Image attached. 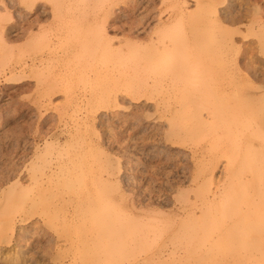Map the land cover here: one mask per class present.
I'll use <instances>...</instances> for the list:
<instances>
[{
	"label": "rangeland",
	"instance_id": "obj_1",
	"mask_svg": "<svg viewBox=\"0 0 264 264\" xmlns=\"http://www.w3.org/2000/svg\"><path fill=\"white\" fill-rule=\"evenodd\" d=\"M34 1L62 2L0 0V212L16 206L0 216V264H264V0H199L234 5L213 29L196 24L211 14L194 11L197 0H143L144 15L174 17L117 57L81 53L98 31L91 20L55 28L51 46L37 28L17 34ZM87 2L63 0L58 20L82 16ZM181 4L191 5L183 17ZM41 53L21 70L22 57ZM60 205L68 218L55 215Z\"/></svg>",
	"mask_w": 264,
	"mask_h": 264
},
{
	"label": "bare ground",
	"instance_id": "obj_2",
	"mask_svg": "<svg viewBox=\"0 0 264 264\" xmlns=\"http://www.w3.org/2000/svg\"><path fill=\"white\" fill-rule=\"evenodd\" d=\"M25 2L27 1H30V0H24ZM96 1H99V2H96ZM127 1V0H126ZM131 1V0H130ZM150 1V0H149ZM202 1V0H200ZM199 0L195 1L194 3V11H198L199 9H201V6L204 5L210 12L211 14H207V16L205 17H202L198 20V22L196 23L199 27H204L205 29H213L212 28V21L214 20V18L216 19L217 15H215L216 13H219L221 10H227V11H233V3L230 1V3L225 6V7H219L217 4L215 5H208V4H204L202 2H200ZM189 2V1H188ZM204 2V0H203ZM234 2V1H233ZM62 3H63V0L61 2V4L58 6V7H48L46 5H40L37 1H34L31 5L29 3H25V9H26V12L23 13V20H22V25L20 28H18L16 31H17V34H19L20 36H22L23 38L24 37H28L30 38V34H31V31L33 30V28H37L39 30V33L42 37H45V39L47 38V41H48V46H51V44L53 43V37L56 36L55 33H59V31L57 32H53V30H55V28L59 29V28H62L63 29L65 28H68V27H72L74 28V30L78 29V27H80L81 25H84L86 24L89 20H91L92 22H94V25L96 29H98V31L94 33V36L93 37H89L88 40H87V45L86 47L83 48V50H81V53H85L87 54L90 50H93V51H99V52H102V51H109V53L113 54L115 57H117L120 53L122 52H125L126 49H128V47H131L133 44H135L137 41H140V40H145V39H151V34L152 32L157 29V28H163L165 27L167 24L166 22H170L171 19H173L174 17V13L170 14V16L168 17V19L164 22L162 19V12H160L159 14H154L153 16H146L144 15V13H146L147 9H144V4H143V0H133L130 4H128L127 6H124L123 8H119L118 5H117V2H114L113 0H88V2L86 3V5H88L87 7V10L86 12L74 19V20H70V19H67V18H64L65 16H62L63 18L61 20H58V17L59 16V13L61 15L64 14V11L62 13ZM78 3H80V1H78ZM146 3V2H145ZM11 4V3H10ZM43 4V3H42ZM70 4V3H69ZM154 4V3H153ZM147 5V4H145ZM250 5V4H249ZM151 6V5H150ZM154 6V5H153ZM193 6V5H192ZM257 6V5H256ZM191 5H187V4H181L179 9H178V13L181 14V16L183 17V13L187 12L188 9H190ZM243 7V6H242ZM1 8V7H0ZM151 8V7H150ZM260 8V7H258ZM29 9H33L34 10V14H35V17L33 16V19L32 18H29V15H28V10ZM23 11V10H22ZM28 11V12H27ZM144 11V12H143ZM32 12V11H31ZM29 12V13H31ZM67 12V10H66ZM126 14V17L128 16V18H126L127 20H123L124 22H122L120 20V14ZM152 13V12H151ZM21 14V13H20ZM136 14V15H135ZM143 14V15H142ZM214 14V15H213ZM52 15V18L54 21H52L51 24H53V27H51L49 30L47 29V26L46 25H43L42 22H45L46 20L49 19L48 16ZM135 15V16H134ZM230 17L232 18L233 17V14L230 12ZM140 16V17H138ZM215 16V17H214ZM219 16V15H218ZM120 17V18H119ZM21 18V17H20ZM124 18V17H123ZM22 19V18H21ZM257 21V20H256ZM188 22V21H187ZM223 22V21H222ZM255 22V21H254ZM257 23L260 25V26H264V22L260 19L257 21ZM51 24L49 23V26H51ZM216 24V23H214ZM13 25V24H12ZM195 25V24H194ZM14 26V25H13ZM16 26V25H15ZM55 26V27H54ZM8 27H11V26H8ZM219 27H221L219 25ZM13 28V27H12ZM222 28V27H221ZM36 29V30H37ZM112 30L114 32V36H118L117 33H121L122 36H124V38L122 37H114V36H109L108 35V32H110L109 30ZM216 29V28H214ZM8 30V29H7ZM9 30H11L10 34L12 35V32L13 30L10 28ZM217 31L221 32L222 30L220 28H217L216 29ZM63 32V31H62ZM214 32V30L212 31ZM6 33V32H5ZM8 33V32H7ZM57 33V34H58ZM214 33H217V32H214ZM14 34V33H13ZM218 34V33H217ZM64 35V34H63ZM61 35V36H63ZM11 37V36H10ZM9 37V38H10ZM16 38V37H15ZM22 38V39H23ZM76 38V37H75ZM250 38V37H249ZM12 38H10L8 41H10ZM21 39V38H20ZM146 40V41H147ZM13 41V40H12ZM79 41V40H78ZM76 42V41H75ZM72 43V42H71ZM77 43H80V42H77ZM70 44V43H69ZM231 44V43H230ZM72 46V45H71ZM74 46V45H73ZM239 47V46H238ZM66 49V48H65ZM64 49V50H65ZM234 50V49H233ZM71 51V49H70ZM41 52V51H40ZM51 52V51H50ZM49 52V53H50ZM61 52V51H60ZM64 52V51H63ZM62 52V53H63ZM68 52V51H67ZM37 53V52H36ZM56 53V51H55ZM38 54V53H37ZM53 54V53H52ZM57 54V53H56ZM64 54V53H63ZM40 55V54H39ZM51 55V54H50ZM54 55V54H53ZM47 57V56H46ZM49 57V56H48ZM51 57V56H50ZM64 57V56H63ZM67 57V56H66ZM65 57V58H66ZM239 58V57H238ZM249 58V57H248ZM23 60V61H22ZM38 60L41 62V60H45V56L43 53H41L40 56L38 55H25L24 57H22L21 59V64H20V68L21 70H25L31 65H37L38 63ZM65 60V59H64ZM44 62V61H43ZM242 62V61H241ZM246 62V61H245ZM251 61H247L246 63H250ZM253 62V61H252ZM251 64V63H250ZM17 65V64H16ZM242 65V64H241ZM256 65V64H255ZM244 66V65H243ZM250 66V65H249ZM252 66V64H251ZM244 68V67H243ZM245 69H248L249 68H245ZM16 70V69H15ZM29 70V69H28ZM252 70V69H251ZM55 71V70H54ZM56 72V71H55ZM260 78V77H259ZM162 80L164 79H161V78H157L156 81H154V83H157V84H161L162 83ZM263 81V79L261 78V82ZM14 82V81H13ZM16 82V81H15ZM151 82V81H150ZM149 81H146L144 82L143 86H146L147 84L150 83ZM60 86V85H59ZM166 88V87H165ZM55 90V89H54ZM58 91V90H57ZM56 92V91H55ZM249 93V92H248ZM160 95V94H159ZM124 97V96H123ZM162 102V101H161ZM165 104V103H164ZM120 107V106H119ZM170 115V114H169ZM206 116V114H205ZM116 118V117H115ZM208 118V116H207ZM211 118V117H210ZM216 118V117H215ZM218 120L215 121V123H212L213 126L216 124H221L223 122V118H219L217 116ZM216 118V119H217ZM88 121V120H87ZM146 122V121H145ZM205 122V120H204ZM207 123V122H206ZM119 124V123H118ZM211 124V125H212ZM145 128V127H144ZM148 128V127H147ZM151 128V127H149ZM150 130V129H149ZM151 131V130H150ZM184 134V133H183ZM79 135V134H78ZM216 136V135H215ZM108 137V136H107ZM155 137V136H154ZM261 137V136H260ZM258 138V137H257ZM260 139V138H259ZM147 140V139H146ZM205 140V139H204ZM207 141V140H206ZM209 141V140H208ZM218 141V140H217ZM214 142V141H213ZM142 143V142H141ZM201 143V142H200ZM207 143V142H206ZM210 143V142H209ZM215 143V142H214ZM219 142H216L215 144H217ZM208 144V143H207ZM231 146V145H230ZM201 147V146H200ZM236 147V146H235ZM264 147V137H262V142H261V150L263 149ZM231 148V147H229ZM234 149V148H233ZM237 149V148H236ZM240 149V147H239ZM232 150V149H231ZM238 150V149H237ZM156 151V150H155ZM264 151V150H263ZM152 152V151H151ZM241 152V151H240ZM149 153V152H148ZM192 153V152H191ZM238 153V152H237ZM261 153V152H260ZM217 154V153H216ZM214 155L213 153L209 154V159L208 161H211L212 163H215L217 162V159L219 158V155ZM235 154V153H234ZM262 154V153H261ZM263 155V154H262ZM261 155V156H262ZM261 158V157H260ZM262 164V163H261ZM260 164V165H261ZM256 165V164H255ZM235 166V165H233ZM232 166V167H233ZM216 167V166H215ZM239 167V166H238ZM258 167V166H257ZM14 168V167H13ZM248 168V167H247ZM256 168V167H255ZM235 169V168H234ZM238 169V168H237ZM243 168L241 167V171ZM257 169V168H256ZM16 170V169H15ZM47 170V169H46ZM240 170V169H239ZM246 170V169H245ZM232 172H235V171H232ZM142 173V172H141ZM44 174V173H43ZM221 174V173H220ZM226 174V173H225ZM229 174V172H228ZM232 174V173H231ZM256 174V173H255ZM49 175V174H48ZM238 175V172L237 174ZM42 176V175H41ZM106 176V175H105ZM144 176V175H143ZM229 176V175H228ZM231 176V175H230ZM249 176V175H248ZM252 176V175H251ZM236 177V176H235ZM234 177V178H235ZM256 177V176H255ZM204 178V177H203ZM233 178V179H234ZM237 178V177H236ZM240 178V177H239ZM29 179V178H28ZM89 179V178H88ZM255 179V178H254ZM16 180V179H15ZM235 180V179H234ZM250 180V179H249ZM252 180V179H251ZM260 181V180H259ZM262 181V179H261ZM4 182V181H3ZM9 182V181H8ZM238 182V181H237ZM44 183V182H43ZM42 183V184H43ZM239 183H241L239 181ZM261 183V182H260ZM12 184V183H11ZM76 184V183H75ZM40 185V184H39ZM89 185V184H88ZM262 185V183L260 184ZM263 188H264V183H263ZM261 186V187H262ZM42 187V185H41ZM51 187V186H50ZM47 188L45 191H43L42 193L38 194L37 196V199L39 200H43L44 198L47 197V194L49 195V193H53V186H52V189L51 188ZM57 187V186H56ZM93 187V186H92ZM260 187V191L262 190ZM236 188V187H235ZM7 189V188H6ZM218 191L220 189L217 188ZM9 190V189H8ZM55 190V188H54ZM234 190V189H233ZM73 191V190H72ZM222 191V190H221ZM225 191V190H224ZM74 192V191H73ZM97 192V191H96ZM216 192V191H215ZM232 192V190H231ZM59 193V192H58ZM67 193V192H66ZM75 193V192H74ZM261 193V192H260ZM17 194V193H16ZM208 194V193H207ZM215 194V193H214ZM219 194V193H218ZM20 194H17V200H14L12 199V203H15L17 204V201H21L24 199L22 198L23 195H20ZM65 195V194H64ZM68 195V194H67ZM75 195V194H74ZM92 195V194H91ZM99 195V193H98ZM254 195V194H253ZM31 196V195H30ZM29 196V197H30ZM59 196V195H58ZM57 196V197H58ZM80 196V195H79ZM90 196V195H89ZM215 196V195H214ZM213 196V197H214ZM15 197V196H14ZM13 197V198H14ZM33 197L36 199L35 195H33ZM34 198H28V199H34ZM52 198V197H51ZM56 198V197H55ZM89 197L87 196V199ZM211 198V197H210ZM252 198V197H251ZM36 199V200H37ZM50 199V198H49ZM71 199V198H70ZM92 199V198H90ZM95 199V198H94ZM53 200V198H52ZM68 200V198H67ZM72 200V199H71ZM57 201V200H56ZM66 202V200H64ZM86 201V200H85ZM89 201V200H88ZM87 201V202H88ZM28 202V201H27ZM54 202V200H53ZM65 202L63 204H65ZM91 202V201H90ZM57 203V202H56ZM76 203V202H75ZM29 204V203H28ZM27 204V205H28ZM67 204V203H66ZM86 204V203H84ZM88 204V203H87ZM86 204V205H87ZM254 204V203H253ZM25 205V204H24ZM43 205V204H42ZM46 205V203H45ZM48 205V204H47ZM62 205V204H61ZM60 205V206H61ZM91 205V204H90ZM229 205H231V203H229ZM249 205V204H248ZM49 206V205H48ZM22 207V206H21ZM24 207V206H23ZM52 207V206H51ZM68 207V206H67ZM247 207V206H246ZM15 208L16 206H14L12 204V207L11 208H4L1 210L0 212V216L5 219V216H8L10 214H13V212L15 211ZM188 208V207H187ZM218 209V208H217ZM216 209V210H217ZM224 209V208H223ZM227 209V207H226ZM246 209V208H245ZM70 210V209H69ZM189 210V209H188ZM187 210V211H188ZM213 210V208H212ZM225 210V209H224ZM192 211V210H191ZM215 211V210H214ZM214 211H212L214 213ZM228 211V210H227ZM225 212V211H224ZM249 212V211H248ZM15 213V212H14ZM194 213V212H193ZM217 213V212H216ZM215 213V214H216ZM231 213V212H229ZM241 213V212H240ZM244 213V212H242ZM241 213V215H242ZM246 213V212H245ZM218 214V213H217ZM232 214V213H231ZM247 214V213H246ZM245 214V215H246ZM19 215V214H18ZM57 217H66L68 218L69 214H68V210L66 208V206H61L60 208L58 207V210L55 214ZM228 215V214H227ZM230 215V214H229ZM244 215V214H243ZM233 216V214H232ZM237 216V215H236ZM234 216V217H236ZM262 216V215H261ZM229 217V216H228ZM227 217V218H228ZM240 217H243V216H240ZM239 217V218H240ZM243 219V218H242ZM244 220V219H243ZM227 221V219H226ZM255 221V220H254ZM229 222V221H228ZM226 222V223H228ZM264 222V221H263ZM6 223V221H4V224ZM37 223V222H36ZM48 224V223H47ZM86 224V223H85ZM225 224V223H223ZM230 225V222L229 224ZM227 225V227H228ZM246 225V224H245ZM264 225V224H263ZM262 225V226H263ZM37 226V225H36ZM221 226V225H220ZM226 226V225H225ZM50 228H52V226L49 225ZM54 227V226H53ZM242 227V226H241ZM240 227V228H241ZM24 228V227H23ZM224 228V226H223ZM246 228V226H245ZM244 228V230H245ZM262 228V227H261ZM5 229V228H4ZM217 229V227H216ZM23 230V229H22ZM43 230V229H42ZM54 230H57V228H55ZM92 230V229H91ZM219 230V229H218ZM241 230V229H240ZM263 230V229H262ZM93 231V230H92ZM220 231V230H219ZM217 231V232H219ZM28 232V231H27ZM36 232V231H35ZM74 232V229L70 228L69 229V232H67V236L68 235H71L73 234ZM216 232V231H215ZM257 232V231H256ZM260 232V231H259ZM18 233V232H17ZM47 233V232H46ZM49 233V232H48ZM81 233V232H80ZM84 233V232H83ZM82 233V234H83ZM214 233V231H213ZM248 233V232H247ZM261 233V232H260ZM259 233V234H260ZM79 234V233H78ZM90 234V233H89ZM93 234V233H92ZM209 234V232H208ZM212 234V233H211ZM249 234V233H248ZM247 234V235H248ZM4 235H6V233H2L0 234V243L2 242V238L5 237ZM34 235V234H33ZM50 235V234H49ZM65 235V236H66ZM86 235V234H85ZM217 236V234H215ZM80 236V235H79ZM87 236V235H86ZM210 236V234H209ZM220 236V235H219ZM218 236V237H219ZM82 237V236H81ZM84 238V236H83ZM12 239V238H11ZM17 239V238H16ZM47 239V238H46ZM49 239H53V236L52 238L49 237ZM209 239V238H206V240ZM212 239V237H211ZM251 239V238H250ZM257 239H259L257 236H252V242L255 244V241H258ZM15 240V239H14ZM56 240V239H55ZM64 241H66L67 239L64 238L63 239ZM214 240V239H213ZM212 240V241H213ZM261 240V239H259ZM47 241V240H46ZM50 241V240H49ZM52 241V240H51ZM56 242V241H55ZM219 242V241H217ZM259 242V241H258ZM24 243V242H23ZM216 243V242H215ZM246 243H249L248 241ZM60 245L62 243H59ZM211 244V243H210ZM20 245V243H19ZM50 245V244H49ZM58 245V244H57ZM66 245V244H65ZM239 245V243H238ZM237 245V246H238ZM260 244L256 245L257 247H259ZM2 246V245H1ZM88 246V245H87ZM26 247V246H25ZM50 247V246H49ZM241 247V245H240ZM243 247V246H242ZM246 248V247H245ZM51 249V248H50ZM49 249V251H50ZM42 251V250H41ZM165 248H161L160 252L159 253H164ZM66 252H68L67 250H64L62 252V254L64 256H69V254L67 255ZM45 253V252H44ZM210 253V252H209ZM215 253V252H214ZM248 254V253H247ZM6 255V254H5ZM42 255V254H41ZM59 255V254H58ZM198 255H200V253H198ZM197 255V256H198ZM209 254H207V257H208ZM30 256V255H29ZM196 256V255H195ZM42 257V256H41ZM59 257V256H58ZM146 257V256H145ZM205 257V256H204ZM210 257V255H209ZM199 258V257H198ZM230 258V257H229ZM34 259V258H33ZM144 259V258H143ZM38 260V259H37ZM47 260V259H46ZM9 261V260H8ZM17 261V260H16ZM208 261V260H206ZM210 261V260H209ZM140 262V261H139ZM16 263V262H15ZM195 264V262H192ZM191 263V264H192ZM204 263V262H203ZM208 263V262H207ZM206 263V264H207ZM210 263V262H209ZM215 263V262H213ZM212 263V264H213ZM17 264V263H16ZM20 264V262H19ZM225 264H231L229 263L228 261L225 262Z\"/></svg>",
	"mask_w": 264,
	"mask_h": 264
}]
</instances>
